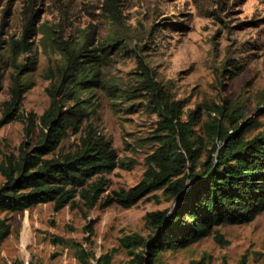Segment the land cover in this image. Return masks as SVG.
<instances>
[{"label": "trees", "instance_id": "obj_1", "mask_svg": "<svg viewBox=\"0 0 264 264\" xmlns=\"http://www.w3.org/2000/svg\"><path fill=\"white\" fill-rule=\"evenodd\" d=\"M102 7L105 17L120 20L119 0H103ZM37 11L25 12L18 35L8 33L7 21L0 17V93L9 71L7 97L0 102V128L13 120L23 124V139L15 151L0 150V212L23 211L42 203H52L55 211L64 206L91 210L113 203L128 208L161 190L177 203L146 213L148 236L131 232L119 239L131 255V264H153L164 249L187 247L211 232L225 246L229 242L217 226L248 223L264 210V95L250 115L244 106L223 100L209 107L204 120L200 107L188 111L184 119L186 102L174 98L169 82L158 80L135 48L131 51L137 71L132 83L125 89L109 84L102 68L128 44L119 33L103 41L89 33L74 40L51 38L62 60L47 70L48 104L40 114L23 112L24 94L32 86L25 77L38 62L34 52ZM223 69L227 78H233L242 72L243 64L227 56ZM95 88L112 98H144L157 117L155 147L145 158L141 179L128 188L107 191L108 174L125 166L112 139L91 121L98 106L92 100ZM71 135L75 137L63 146ZM9 233L7 219L0 216V243ZM83 255L81 250L82 264H92ZM109 259L110 254H104L96 262L109 264ZM189 264L208 263L202 258Z\"/></svg>", "mask_w": 264, "mask_h": 264}, {"label": "rangeland", "instance_id": "obj_2", "mask_svg": "<svg viewBox=\"0 0 264 264\" xmlns=\"http://www.w3.org/2000/svg\"><path fill=\"white\" fill-rule=\"evenodd\" d=\"M103 0H1L0 17L8 33L19 34L26 11L38 13L39 31L34 38L36 70L25 78L32 86L24 94L22 111L40 114L48 104L46 78L49 67L62 60L51 38L74 40L89 33L98 41L119 33L127 49L112 54L102 76L109 84L125 89L137 71L135 48L157 79L171 86L175 99L184 100V115L200 107L202 119L213 103L223 100L244 106L247 115L264 95V0H119L121 18L105 17ZM6 14H4V12ZM82 39V38H81ZM230 56L243 70L227 78L223 61ZM233 62V61H232ZM229 68V67H228ZM9 72V71H8ZM8 72L0 102L7 97ZM114 79V80H111ZM97 112L91 121L112 139L125 167L108 177L107 191L135 185L145 170V158L155 147V121L144 98L111 97L102 88L93 89ZM200 134L201 128L198 126ZM255 133V130L254 132ZM63 141L67 147L74 138ZM23 139V124L13 120L0 128V150L15 151ZM3 178L0 175V184ZM161 190L124 208L117 203L91 210L52 203L38 204L17 212H0L7 219L9 235L0 243V264L15 260L24 264H82L83 256L98 264L110 254L109 264H131V255L119 244L125 234L148 236L147 212L171 208ZM228 244L214 240V232L184 248H166L153 264H189L202 258L208 264H264V210L244 224L216 227Z\"/></svg>", "mask_w": 264, "mask_h": 264}]
</instances>
